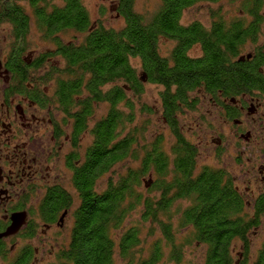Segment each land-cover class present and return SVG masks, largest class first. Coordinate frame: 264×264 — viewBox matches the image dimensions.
Listing matches in <instances>:
<instances>
[{
    "label": "trees",
    "instance_id": "obj_1",
    "mask_svg": "<svg viewBox=\"0 0 264 264\" xmlns=\"http://www.w3.org/2000/svg\"><path fill=\"white\" fill-rule=\"evenodd\" d=\"M114 1L116 14L124 21L116 30L93 24L82 0H61L60 4L54 0H0V25H10L13 39L12 51L3 60L17 83L11 92L26 88L25 83L32 78L27 72L41 69L52 57L61 58L65 67L50 68L43 79L56 80L52 99L74 119V146L77 135L86 131L92 139L82 163H67L76 210L69 244L57 253L54 264H116L117 253L123 264H160L164 252L161 240L154 241L146 258L135 260L133 251L142 241L137 224L117 237L128 216L136 211L141 222L160 227L162 239L170 246L171 263L181 264L183 256L174 235V228H178L189 230L187 244L205 246L202 264H264V239L252 257L248 236L264 216V192L247 202L225 171L205 167L196 172L198 151L185 140L177 121L183 108L197 105L190 93L201 87L208 91L220 88L224 95L253 91L264 95V87H243L255 75L254 70L235 62L245 44L240 28L227 29L214 23L209 32L192 25L177 26L186 8L201 0H160V8L150 20L135 12V0ZM33 27L54 47L31 62L23 53ZM69 32L74 36L64 42L63 36ZM164 36L177 40L172 60L161 57L157 49ZM194 45L201 47L200 58L190 56ZM132 59L141 63V74L148 83L163 88L159 94L162 121L173 136L169 155L163 150V137L144 144L143 129L134 126V103L127 94L139 97L143 86ZM102 104L108 112L89 129L88 123ZM125 128L129 131L123 133ZM126 161L133 167L126 164L116 179L107 178L98 188L113 168ZM148 193L158 196L149 197ZM182 201L187 206H179ZM50 202L46 199L44 205L49 208ZM248 209L253 212L251 217ZM6 227L0 219V232ZM16 235L0 240V257L8 264H28L30 252L22 254L20 248L14 254L16 243L9 249L5 245L6 240L18 238ZM152 235L150 231L148 236ZM234 242H240L242 248L236 260Z\"/></svg>",
    "mask_w": 264,
    "mask_h": 264
},
{
    "label": "flooded vegetation",
    "instance_id": "obj_2",
    "mask_svg": "<svg viewBox=\"0 0 264 264\" xmlns=\"http://www.w3.org/2000/svg\"><path fill=\"white\" fill-rule=\"evenodd\" d=\"M221 2L224 4L218 6ZM198 4L217 7L214 6L215 11L211 15V10L207 11L208 16L202 20L185 19L186 10ZM193 6L186 8L177 20V26L192 25L209 32L214 23L221 24L227 29L238 26L240 35L245 38V44L236 56L235 62L254 70L255 75L254 78H248L247 84L243 87L251 89L264 87V46L257 44L264 37V0H201ZM162 39L173 45L167 57L172 60L170 55L177 40L167 36ZM248 46L253 47L250 52ZM194 48L198 49L200 58V45H194ZM1 62L0 85L3 86L0 88V217L9 226L12 214L25 212V223L18 230L16 237L26 242L37 240L42 251L50 247L51 250L56 249L58 252L69 244L72 233L76 194L69 187L71 173L67 163L73 162L75 166L82 163L83 154L81 157L80 148L82 136L77 135L78 140L74 146V119L71 120L63 113L52 99L57 88L54 84L55 79L52 86L44 85L41 79L35 78L36 73L27 72L32 78L25 83L26 88L23 91L11 92L17 87L14 73L5 69L3 60ZM194 92L202 93L203 99L210 103L222 123L218 135L216 134L215 139L211 136L209 141L220 150L236 149L241 156L240 160L243 154L247 164H255V147L258 143H264V95L258 91L224 95L220 88L208 91L206 87L196 89ZM211 92L213 94H210ZM164 124L169 130L165 121ZM23 129L34 130V135L42 132L47 138L48 147L43 151L42 159L44 164L40 156L34 153L36 158L30 159L31 164L27 165L26 154L19 151L23 146L19 147L17 144L11 146V141L15 140L16 134ZM32 139L33 136L30 137V140ZM252 170L264 188V164L257 165L256 168L253 166ZM236 189L243 194L250 192L247 186L244 187L245 192L237 185ZM46 199L51 200L49 208L44 205ZM21 249L22 254L24 252L31 254L28 264H35L38 248L29 242Z\"/></svg>",
    "mask_w": 264,
    "mask_h": 264
},
{
    "label": "rangeland",
    "instance_id": "obj_3",
    "mask_svg": "<svg viewBox=\"0 0 264 264\" xmlns=\"http://www.w3.org/2000/svg\"><path fill=\"white\" fill-rule=\"evenodd\" d=\"M55 3L60 4L61 0H54ZM84 6L86 7L87 11L89 12V16L91 18V22L93 24H101L103 27L107 29H121L124 25L123 19L116 14L115 9V2L114 0H82ZM224 4L221 2L220 5ZM160 0H135L134 2V10L137 14L142 15L145 19L150 20L151 17L155 12H157L160 8ZM217 7L216 5H214ZM214 6H208L207 4L201 5L198 4L186 10L185 19L188 21H198L202 20L204 17L208 16L207 11H210V15L213 14L215 11ZM76 35V34H75ZM74 36L73 32H69V34L63 36L64 42L72 40ZM82 36H78V39L81 40ZM27 49L23 53L25 58L30 57L31 60H35L40 54L46 52V50H51L54 45L49 42H44L42 40L41 34L33 27L27 37ZM12 34L10 33V25L2 24L0 25V60H5L8 55H10L13 45H12ZM257 44H261L264 46V37L261 38L257 42ZM173 45L170 42H166L165 40L161 39L158 42L157 49L161 57H168ZM253 47L248 46V52L252 50ZM190 56L198 57L199 51L196 48H192L190 52ZM32 62V61H31ZM132 66L136 70V74L141 77V63L137 59H132L130 61ZM57 63V64H56ZM64 61L61 58L52 57L44 65L41 69L35 70L33 72L36 73V77L42 80L44 85L49 84L52 86L54 83V79L52 80H44L43 76L47 73H50V68L53 67H60L61 70L64 68ZM42 71V72H38ZM59 71V70H58ZM41 73H43V76ZM55 84V83H54ZM3 85H0V88ZM143 91L139 97H133L132 94H127L128 99H130L134 104L135 110V125L136 127H141L143 129V139L144 144L150 143L153 139L158 136L163 137L162 145L164 152L169 155L171 144L173 143V136L170 131L168 130L167 126L162 121V109H161V101L159 94L163 91L161 86L156 84L148 83L146 80L142 81ZM190 97L192 100H196V106L194 109H185L183 108L177 117L178 127L180 132H182L185 140L193 144L197 149V161H196V172H199L205 167L217 170L225 171L230 177L235 180V185L241 189V191L245 192L246 190L244 187H248L250 192L247 194H243L244 200L247 202H253V197L259 195L260 193L264 192V188L262 187L261 183L255 178V173L253 172V166L256 168L257 165L264 164V143H258L255 147V156H256V163L249 165L246 162V157L242 154V159L240 160L241 156L237 153L236 149H229L228 151L220 150L213 145L211 141L212 138L215 139L216 134L218 135V131H220V127L222 126L221 121L216 115V111L211 107L210 103L203 99L202 93L199 92H192L190 93ZM195 105V104H194ZM106 105L102 104L98 106L95 110L94 118L91 119L89 124V129L94 125L98 119L104 116L108 111ZM133 127V126H132ZM34 131V130H33ZM32 130L23 129L20 133L16 134L15 140L11 141V146L17 144L19 147V151L22 154H26V162L27 165H30V159H35V155L40 156L41 162L43 159V151L48 147V141L45 136L42 135V132H38V135H34ZM129 131V128H125L123 133ZM28 135V136H27ZM34 139L30 140V137ZM91 136L89 132H86L82 135V142H81V157L84 151L86 150V146L89 145L91 142ZM43 149V150H42ZM21 154V156H22ZM241 154V153H240ZM19 156V157H21ZM245 157V158H244ZM248 157V156H247ZM44 164V162H42ZM129 164V161L124 162V164L119 165L112 169L110 174L104 179L99 182L98 188H101L106 183L107 178L116 179V176L119 173L124 172V168ZM125 165V166H124ZM133 167L132 164H129ZM54 174V172H51ZM248 173V174H247ZM147 178V177H146ZM41 180V177H40ZM245 180V183L242 181ZM248 182L250 184L248 185ZM70 187V186H69ZM71 189V187H70ZM149 197L156 198L157 194L152 195L151 193L147 194ZM187 202L182 201L179 206H187ZM178 206V205H177ZM175 210H173L174 212ZM249 217L253 214V212L248 209ZM1 219V217H0ZM138 225L141 228V243L137 248L134 249L133 256L135 260L139 258H146L149 255V249L154 241H160L163 244L162 251L163 258L160 264H174L168 261L169 249L170 246L166 244V241L162 239L161 229L155 224H152L150 221L148 222H141V216L138 211L135 213H131L124 226L122 227L123 230L118 232L117 237H120L125 233V231L131 227L132 225ZM152 231L153 235L148 236V233ZM174 235L177 244L182 246L183 256L181 260V264H202L204 259V254L206 252V248L203 245L198 243H190L187 244L185 239L189 236V230H180L178 228H174ZM249 241L251 243L252 248V257L255 255L256 250L260 248V244L264 239V216L261 218L260 226L254 227L249 233ZM15 242L17 245V249L14 251H19V249L23 246H27L29 242L33 246L38 248V253L36 254L37 261L35 264H54L57 261V252L56 249L51 250L50 247H47V250H41L40 244H38L37 240H30L24 241L22 238H14L12 241L6 240L5 245L7 249H9L10 245ZM166 245V246H165ZM232 249H234V260H236L238 253L241 251V244L240 242H234L232 245ZM14 254L9 256V258L13 257ZM119 254L117 253L116 256V264H123L121 261ZM0 264H8L5 263L3 258L0 257Z\"/></svg>",
    "mask_w": 264,
    "mask_h": 264
},
{
    "label": "water",
    "instance_id": "obj_4",
    "mask_svg": "<svg viewBox=\"0 0 264 264\" xmlns=\"http://www.w3.org/2000/svg\"><path fill=\"white\" fill-rule=\"evenodd\" d=\"M145 74L142 75L141 81H145ZM26 214L25 212H17L10 216L9 221L11 222L9 226L6 227V230L0 232V240L7 237L16 235L18 230L25 223Z\"/></svg>",
    "mask_w": 264,
    "mask_h": 264
}]
</instances>
